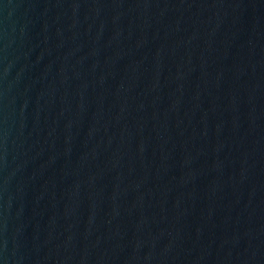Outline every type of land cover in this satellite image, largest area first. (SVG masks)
I'll use <instances>...</instances> for the list:
<instances>
[{
	"label": "water",
	"instance_id": "95a60500",
	"mask_svg": "<svg viewBox=\"0 0 264 264\" xmlns=\"http://www.w3.org/2000/svg\"><path fill=\"white\" fill-rule=\"evenodd\" d=\"M0 264H264V0H0Z\"/></svg>",
	"mask_w": 264,
	"mask_h": 264
}]
</instances>
